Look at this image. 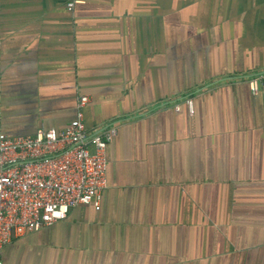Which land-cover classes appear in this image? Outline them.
<instances>
[{"label": "crops", "instance_id": "crops-1", "mask_svg": "<svg viewBox=\"0 0 264 264\" xmlns=\"http://www.w3.org/2000/svg\"><path fill=\"white\" fill-rule=\"evenodd\" d=\"M69 1L0 0V133L88 95L87 129L117 127L108 186L3 264H264V0Z\"/></svg>", "mask_w": 264, "mask_h": 264}, {"label": "built area", "instance_id": "built-area-1", "mask_svg": "<svg viewBox=\"0 0 264 264\" xmlns=\"http://www.w3.org/2000/svg\"><path fill=\"white\" fill-rule=\"evenodd\" d=\"M85 1L70 0L67 7ZM246 81L252 93L259 92L264 70ZM89 101L88 95L77 98L76 116L63 129L14 137L0 133V264L2 248L13 237L65 219L78 204L100 208L108 186L106 149L117 127L90 132L84 120Z\"/></svg>", "mask_w": 264, "mask_h": 264}]
</instances>
